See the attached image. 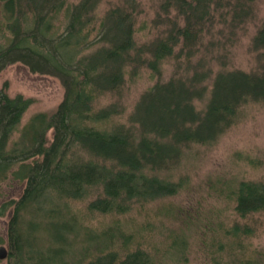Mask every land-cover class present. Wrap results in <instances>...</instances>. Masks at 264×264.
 Returning a JSON list of instances; mask_svg holds the SVG:
<instances>
[{
	"label": "trees",
	"instance_id": "16d2710c",
	"mask_svg": "<svg viewBox=\"0 0 264 264\" xmlns=\"http://www.w3.org/2000/svg\"><path fill=\"white\" fill-rule=\"evenodd\" d=\"M101 2L0 0V72L21 62L65 88L57 109L35 113L14 141L33 100L0 90V182L26 181L1 210L14 206L8 264H155L146 249L129 246L132 237L122 228L86 227L71 203L90 199L88 213L123 214L177 194L183 182L168 172L184 150L214 144L243 106L264 103V19L250 43L255 65L232 67L231 55L258 19V0H155L153 21L141 27L154 37L143 41L136 28L142 0H122L104 12ZM166 64L173 75L163 80ZM143 72L156 80L126 114V84ZM227 189L244 223L233 222L226 243H203L219 245L225 264H257L235 248L253 235L252 215L264 211V180Z\"/></svg>",
	"mask_w": 264,
	"mask_h": 264
},
{
	"label": "rangeland",
	"instance_id": "374dc122",
	"mask_svg": "<svg viewBox=\"0 0 264 264\" xmlns=\"http://www.w3.org/2000/svg\"><path fill=\"white\" fill-rule=\"evenodd\" d=\"M121 1L102 0L98 10L104 12ZM142 4L143 11L136 23L139 41L154 37V30L141 27L153 21L155 0H142ZM263 19L264 0H258V19L249 24L246 33L232 48V67L250 70L255 65L250 43L257 23ZM171 75L173 65L166 64L162 79L168 80ZM134 80L128 82L125 88V100L128 102L126 114L130 113L142 92L156 79L148 72H143ZM4 87L10 96L23 94L33 100L18 131L13 133L12 141L19 138L23 127L35 113H53L65 94V88L58 77L33 72L21 62L10 64L0 72V90ZM208 94L209 91L206 97ZM206 97L201 101L196 100L198 108L203 107ZM109 99V96L101 98L102 102H108ZM48 138L52 140L53 130H49ZM183 153L178 165L168 172L173 179H181L183 182L177 194L145 205H134L123 214L88 213L87 201L90 199L75 201L71 204L77 212L83 214L81 222L99 232L122 228L126 235L132 237L129 246L138 245L146 249L155 259V264H216L213 259L215 256H222L221 261L225 264L229 257L224 255L219 245L209 247L203 242H213L220 238L226 243L231 238L226 232L233 222L239 219L244 223L245 219H240L235 213V201L227 186H235L242 180H264V103L250 102L243 106L238 121L214 144H193ZM25 185L26 181L12 177L0 182V247L4 246L7 252L6 257H0V264H8V231L14 206L11 205L3 213L1 210L6 200L20 197ZM220 188L225 189L217 191ZM209 222L213 224V230L205 225ZM250 222L254 229L253 235L242 237V247L237 246L235 250L239 257L264 264V211L252 215ZM117 242L113 244L114 247L122 244L121 240ZM181 248L184 254L180 256L178 249Z\"/></svg>",
	"mask_w": 264,
	"mask_h": 264
},
{
	"label": "water",
	"instance_id": "95a60500",
	"mask_svg": "<svg viewBox=\"0 0 264 264\" xmlns=\"http://www.w3.org/2000/svg\"><path fill=\"white\" fill-rule=\"evenodd\" d=\"M7 252H6V248L4 246L0 247V257L4 258L6 257Z\"/></svg>",
	"mask_w": 264,
	"mask_h": 264
}]
</instances>
